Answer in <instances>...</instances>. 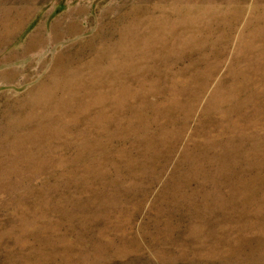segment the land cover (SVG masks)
<instances>
[{"label":"rangeland","instance_id":"rangeland-1","mask_svg":"<svg viewBox=\"0 0 264 264\" xmlns=\"http://www.w3.org/2000/svg\"><path fill=\"white\" fill-rule=\"evenodd\" d=\"M0 264H264V0H0Z\"/></svg>","mask_w":264,"mask_h":264}]
</instances>
